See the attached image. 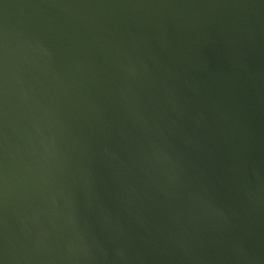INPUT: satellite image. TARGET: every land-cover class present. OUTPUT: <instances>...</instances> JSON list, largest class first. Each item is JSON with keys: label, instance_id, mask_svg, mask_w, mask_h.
<instances>
[{"label": "water", "instance_id": "obj_1", "mask_svg": "<svg viewBox=\"0 0 264 264\" xmlns=\"http://www.w3.org/2000/svg\"><path fill=\"white\" fill-rule=\"evenodd\" d=\"M0 264H264V0H0Z\"/></svg>", "mask_w": 264, "mask_h": 264}]
</instances>
